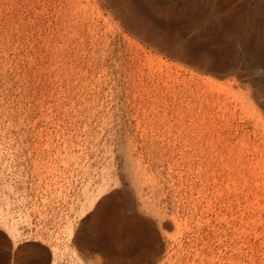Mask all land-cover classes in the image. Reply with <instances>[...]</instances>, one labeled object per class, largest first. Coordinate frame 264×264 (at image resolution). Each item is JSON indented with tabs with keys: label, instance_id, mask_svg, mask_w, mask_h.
Instances as JSON below:
<instances>
[{
	"label": "rangeland",
	"instance_id": "rangeland-1",
	"mask_svg": "<svg viewBox=\"0 0 264 264\" xmlns=\"http://www.w3.org/2000/svg\"><path fill=\"white\" fill-rule=\"evenodd\" d=\"M134 2L0 0V264H264V127L145 36L182 25L202 47L237 14L206 46L264 78L244 46H264L259 0ZM115 193L100 239L90 204Z\"/></svg>",
	"mask_w": 264,
	"mask_h": 264
},
{
	"label": "bare ground",
	"instance_id": "bare-ground-1",
	"mask_svg": "<svg viewBox=\"0 0 264 264\" xmlns=\"http://www.w3.org/2000/svg\"><path fill=\"white\" fill-rule=\"evenodd\" d=\"M234 2H236V0H226V1L225 0H212L213 7L218 12V14L222 17L226 13H228V11H231L230 7L232 6ZM131 3L134 5L133 7H135L133 11L134 15H138L139 11H138V7H136L137 3L134 2V0H131ZM237 5H241V3L239 2V4ZM199 11L195 13L196 18L201 16L202 10L200 9ZM191 17L192 16H190V19L195 18L194 16L192 18ZM234 17L236 18V20H224L223 19L222 20L223 26L221 29L216 30L214 25L209 24V30H207L206 33L205 32L202 33L205 40L207 39L206 44L209 45V43L223 42V40L227 38L228 36L239 34L240 29L244 27L245 19L239 20L237 14H235ZM251 19H252V26L254 27L256 31V39L258 40L262 36H264V0H259L258 8L257 10H255V14L252 13ZM190 25L191 24H189V26ZM129 26L132 27L137 34H140V35L143 34V31L140 28H137V25L135 27L131 22H129ZM181 26L177 28H171L169 26L168 27L166 26V27L161 28V30L157 28L154 31L156 32V34H159L158 37L153 35V31H151L152 32L151 34H149L150 32L146 33L145 36H146V39H148L151 43H155L156 41V44H158L163 50H166L169 53V55L173 57H177V58L179 57L185 64H188L193 67H199V69H203V72L209 73V82L216 83L215 80H217L218 77L223 78V79L225 78L227 81H225L226 85H224L225 89H223V91L227 93L228 96H231V98L234 99L237 102V104H240L241 108L244 111H246L247 113L253 114L254 117L257 116L258 124L261 123L262 125L261 127H264V122H263L264 119L259 116L261 114L257 108L258 107L257 105L260 104V106L262 107L264 111V78L262 77L253 78L254 76L251 77V75H249L247 72L241 71V69L239 71V57H238L237 48L230 47V52L228 50L225 53V52L212 51L209 47L206 46V44L203 45L202 47H197L196 46L197 44L195 45L194 43L196 42L195 39H192L191 37H189L187 33L185 34ZM159 37L161 38V40L157 42V40H159ZM198 42H201V41H198ZM246 42L247 41L245 40V45H244L245 49L249 52L253 50L252 52L253 58L251 57L253 59L252 66L255 67L257 70L264 69V46H262L263 49L261 48L262 51H259L258 49H256V47L255 49L253 47L251 49V47H249V45L246 44ZM235 73H237V75H235ZM231 76H234V77L232 79H227V78H230ZM222 87H223V84L221 85V88ZM219 108L222 110L221 107ZM119 197L120 196L118 195V193L106 195L105 198L100 199V200L99 199L94 200L90 204V207L92 210L91 212L93 213L91 214V218H90L89 224L87 225V228L90 231L96 232L97 236L100 239H102L103 237L102 235L103 227L101 229V226H103L104 221L109 216L115 213L117 206H118ZM130 228L135 229L134 226H131ZM77 240L81 243L83 241V237L79 236Z\"/></svg>",
	"mask_w": 264,
	"mask_h": 264
}]
</instances>
